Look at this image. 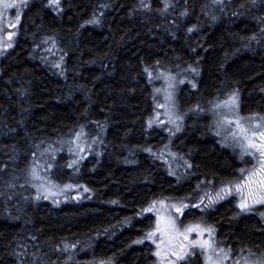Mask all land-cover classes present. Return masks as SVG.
Returning a JSON list of instances; mask_svg holds the SVG:
<instances>
[{"label": "trees", "instance_id": "obj_1", "mask_svg": "<svg viewBox=\"0 0 264 264\" xmlns=\"http://www.w3.org/2000/svg\"><path fill=\"white\" fill-rule=\"evenodd\" d=\"M213 1L173 0L164 18L160 0H150L149 12L137 0H60L54 9L33 0L24 9L0 59V264H61V250L72 245L78 251L69 264H149L137 240L152 220L141 210L235 176L241 164L219 145L204 107L237 92L241 112L264 113V3L254 11L257 0H233L226 13ZM40 43L58 53V71L39 56ZM165 66L198 73L196 91L184 86L180 95L198 110L170 145L186 159V181L155 159L169 138L147 124L154 109L147 75ZM80 129L100 134L101 153L77 177L57 155L50 177L81 184L86 198L34 202L24 182L31 157ZM208 221L225 245L264 247V219L237 215L230 203Z\"/></svg>", "mask_w": 264, "mask_h": 264}, {"label": "rangeland", "instance_id": "obj_2", "mask_svg": "<svg viewBox=\"0 0 264 264\" xmlns=\"http://www.w3.org/2000/svg\"><path fill=\"white\" fill-rule=\"evenodd\" d=\"M32 1L0 0V59L11 49L13 39L18 33L22 13ZM46 1L48 6L54 9L60 0ZM160 1L159 8L164 18L173 0ZM260 1L264 3V0ZM137 2L142 10L151 11L150 0ZM232 2L233 0L213 1L214 4L217 3L216 9L225 4L223 9L226 13ZM257 2L254 3L257 5L253 8L254 11H259L260 2L258 4ZM6 3L14 6L5 8ZM49 48V45L40 43L37 52L46 65L58 71L60 57ZM197 75L196 69L190 66L183 69L174 66L159 67L147 75L154 107L147 124L162 129L169 138L165 145H163L165 138H162V145L153 156L164 163L169 175L178 179L181 177L182 181L188 178V165L185 157L172 151L170 145L172 138L175 139L181 133L184 117L193 115L198 110L197 107L188 109L180 100L181 89L184 86L196 91ZM184 96L186 99L189 97L187 91L184 92ZM240 103L239 94L231 92L214 99L204 107L219 145L232 151L241 164L235 176L222 182H199L193 193L188 196L150 201L141 210L140 216H149L152 220L151 227L137 240L149 251L151 257L149 264H264V247L258 250H239L231 245H225L226 243L218 240L213 225L208 221V215L224 203L232 204L237 215H253L258 217L259 221L264 219V187L260 183L264 180V172H260L264 156L256 148L249 146L250 143H264L260 139V133L264 132V113L244 114L241 112ZM95 134L90 137L80 129L67 139L46 145L31 157L24 173V182H27L29 187L31 185L30 194L34 202L57 207L64 203H77L86 198V191L81 184L71 182L59 184L50 176L54 174L55 157L62 155L73 176L77 177L79 166L95 160L101 153L102 146H99L98 142L100 134L97 132ZM242 204L246 207L242 208ZM61 251L64 256L59 262L69 264L67 262L74 258L78 248L72 245ZM96 264L111 263L98 261Z\"/></svg>", "mask_w": 264, "mask_h": 264}, {"label": "snow or ice", "instance_id": "obj_3", "mask_svg": "<svg viewBox=\"0 0 264 264\" xmlns=\"http://www.w3.org/2000/svg\"><path fill=\"white\" fill-rule=\"evenodd\" d=\"M13 6L14 5L13 4H10V3H6L4 5L5 8H11ZM260 139H261V141H264V132H261L260 133ZM249 146L250 147H253V148H256L260 152V154L262 156H264V143H260V144L250 143ZM260 172H264V164L261 165ZM260 183H261V186L264 187V180L260 181ZM241 207L244 208V207H246V205L245 204H242ZM193 230L194 229H188V231H193Z\"/></svg>", "mask_w": 264, "mask_h": 264}]
</instances>
